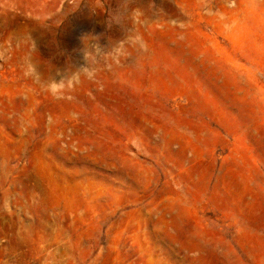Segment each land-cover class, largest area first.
<instances>
[{"label": "rangeland", "instance_id": "374dc122", "mask_svg": "<svg viewBox=\"0 0 264 264\" xmlns=\"http://www.w3.org/2000/svg\"><path fill=\"white\" fill-rule=\"evenodd\" d=\"M0 264H264V0H0Z\"/></svg>", "mask_w": 264, "mask_h": 264}, {"label": "clouds", "instance_id": "9594fccd", "mask_svg": "<svg viewBox=\"0 0 264 264\" xmlns=\"http://www.w3.org/2000/svg\"><path fill=\"white\" fill-rule=\"evenodd\" d=\"M223 27L226 31H229V30H231L233 25L229 24V23H225L223 25ZM179 38L182 39L183 37L181 36ZM135 39L140 42L141 50L147 49V45L142 40L141 37L136 36ZM82 41L84 43L91 41L97 52L102 51L104 48L102 45H100L99 37H97V36L84 34L82 36ZM33 47H35L34 42H33ZM80 70L86 75V78L88 80H93L95 78L96 73L94 71H89L87 67L81 66ZM22 71H23V75L26 78L33 79L39 83L42 82V77L38 74L36 64L31 60V58L25 59L23 65H22ZM79 83H80V81L77 78L75 80V84L78 85ZM72 84H73V81L69 80L68 85L71 86ZM65 87H66L65 82L63 80H60L58 82L54 81V82L49 83L46 87H43V90L46 91L48 94H50L54 99H65L66 98L65 97Z\"/></svg>", "mask_w": 264, "mask_h": 264}, {"label": "bare ground", "instance_id": "6f19581e", "mask_svg": "<svg viewBox=\"0 0 264 264\" xmlns=\"http://www.w3.org/2000/svg\"><path fill=\"white\" fill-rule=\"evenodd\" d=\"M171 9L173 10L175 17L180 18L182 20L185 19V16L181 15V13L178 10H176L174 7L171 6ZM186 20H187V18H186Z\"/></svg>", "mask_w": 264, "mask_h": 264}]
</instances>
